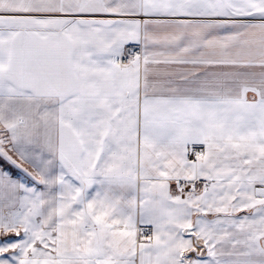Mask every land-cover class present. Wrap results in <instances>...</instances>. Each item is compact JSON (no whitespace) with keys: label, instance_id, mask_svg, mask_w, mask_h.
Instances as JSON below:
<instances>
[{"label":"snow or ice","instance_id":"6c2138e0","mask_svg":"<svg viewBox=\"0 0 264 264\" xmlns=\"http://www.w3.org/2000/svg\"><path fill=\"white\" fill-rule=\"evenodd\" d=\"M0 264H264V0H0Z\"/></svg>","mask_w":264,"mask_h":264}]
</instances>
